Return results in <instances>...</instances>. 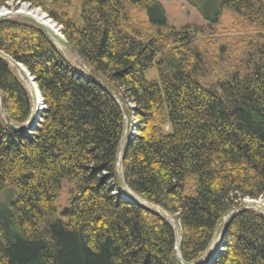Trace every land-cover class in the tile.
Masks as SVG:
<instances>
[{
    "label": "trees",
    "instance_id": "1",
    "mask_svg": "<svg viewBox=\"0 0 264 264\" xmlns=\"http://www.w3.org/2000/svg\"><path fill=\"white\" fill-rule=\"evenodd\" d=\"M11 1L46 12L85 69L31 21L0 19V51L42 104L21 131L0 109V264H177L173 225L123 196L125 117L98 79L133 121L124 182L177 221L183 263L199 261L245 200L264 202V0H185L210 24L222 8L234 15L215 51L217 37L169 27L158 0ZM0 92L10 122L25 123L30 94L1 56ZM222 248L208 264H264V215L234 213Z\"/></svg>",
    "mask_w": 264,
    "mask_h": 264
},
{
    "label": "water",
    "instance_id": "2",
    "mask_svg": "<svg viewBox=\"0 0 264 264\" xmlns=\"http://www.w3.org/2000/svg\"><path fill=\"white\" fill-rule=\"evenodd\" d=\"M31 11L29 9L26 10H22L19 9L17 11H14L11 15L12 16H18V17H22L24 19H27L29 21H31L32 23L36 24L60 49H64V50H68L71 51L75 56H77L76 51L72 48L71 44L64 38V36L62 35L60 28L56 27V28H52L49 27L48 25H46L44 22H39L38 20H36L33 15L30 13ZM4 16V14H0V18ZM46 20H51V18H44ZM53 21V20H51ZM55 24V23H54ZM56 26V24H55ZM0 56L7 58L8 60H12L10 56H8L7 54L3 53L2 51H0ZM80 62H82L81 59H79ZM20 69H22V74L25 76L26 78V83H29V80L31 82H33L36 86V83L33 79V77L26 71V69L22 66H20ZM101 86H103V88L114 98H116L118 100V102L121 105L124 117L126 118V127L124 130V134H123V141L122 144L120 146V150H119V156H118V162H117V172H118V178L121 184V189L123 191V196H125L126 194H129V196L127 197L126 200L130 201V202H134L138 205H140L141 207L148 209L154 213H157L159 215H162L165 219H167L170 223H172V225H174L175 227V231H176V235H177V245H176V255H175V260L177 262V264H208L209 262H211L216 254L222 250V242L226 233V230L228 228V223L231 219V217L234 215V213L238 210H242V209H254L257 210L259 212H261L264 215V202L262 200H251V199H247L245 200V202L237 209L234 211H231L227 218L225 219L224 223L221 226L220 232L217 236V240H215V242L213 243L211 250L209 251V256H207L206 258H204L203 261H198V262H193V263H183L180 257V248H181V243H182V233H181V229L179 227V225L175 224V219L168 215L167 213L156 209V208H152L149 205H147L145 203V201H142L137 195H135L126 185V183L124 182L123 176H122V162L124 159V156L126 154L127 148H128V144L130 142V140L132 139V136L134 135L135 131H134V126L131 124V120L128 116V111L126 109V107L124 106V104L120 101V99L118 98V96L115 94V92L110 89L108 86H106L104 83H102V81H100L99 79L97 80ZM37 88V86H36ZM39 94L38 88H37V95ZM31 98L34 99L35 98V93L34 91L31 90ZM0 104L2 107V111H3V115H4V119L6 124L11 127L14 130L17 131H21L24 130L25 128H29V126L32 124V122L34 123L36 119H34L35 114H31V117L29 120L26 121V123L22 124V125H18L15 126L10 122L9 116L6 112V108L4 106V98L2 96V94L0 93Z\"/></svg>",
    "mask_w": 264,
    "mask_h": 264
},
{
    "label": "rangeland",
    "instance_id": "3",
    "mask_svg": "<svg viewBox=\"0 0 264 264\" xmlns=\"http://www.w3.org/2000/svg\"><path fill=\"white\" fill-rule=\"evenodd\" d=\"M158 1L161 3V5L163 6V8L165 10L166 23L168 24L169 27H173L175 29L182 28V27H190L192 29V32H193V37L195 38L196 41H202L206 38L215 39L217 37L215 43L212 44V47H211V49H213L214 51H215V47H216V50H218V48H220L221 46H226L225 44L228 45L227 40H221V38L223 36L233 35V33H234V32H232L233 30L231 29V24L234 21V17H233L234 15H232L228 9L222 8L221 13L218 17V23L210 24V22L205 21L203 19V17L198 13V11L196 10L195 7L189 5L185 0H158ZM74 2H75V0H73V3ZM16 4L17 3L10 0L7 3V7H1L0 9L2 10L5 8L7 10H12L14 12V11H17L19 9H22V6L25 5L26 9H29L31 11L36 10L33 8L30 9L29 6L25 3L17 5V7L15 6ZM39 9H41V8H39ZM69 12L71 14L77 12L76 7L70 6ZM0 13H1V11H0ZM44 13H46V12H44ZM133 13H135L139 17H142V15H143L141 13V11H138V9H135ZM46 15H47V13H46ZM9 17H13V16H9ZM62 51L71 60L73 65H75L77 67H81V68L84 67L82 63H81L82 65L80 64V61L77 59V57L71 51L64 50V49ZM10 65L12 67H14V69L17 73V76L21 80L22 84L23 85L25 84L24 87L26 88V90L30 94L31 89L29 88V85L26 83L25 76L21 73V70H18L19 67H17V65L12 64V63H10ZM144 76L148 80L156 79L157 78V71H156L155 67L153 66V67L146 69L144 71ZM32 111H33V104H32ZM129 118H130V116H129ZM130 120H131V118H130ZM125 122H126V118H125ZM125 127H126V123H125ZM124 130H125V128H124ZM122 141H123V137H122ZM66 190H67V188L65 187L55 201L57 208L59 210H61V208H63L64 206L67 205L68 194H67ZM146 204L149 205L148 203H146ZM225 219L226 218L223 219L221 226L224 223ZM221 226L219 228V232H220ZM173 227H174V225H173ZM219 232H218V234H219ZM218 234L214 238L213 242L210 244L207 252L199 259V261H203L204 258H206L207 255L210 253L209 251L211 250L213 243L217 239Z\"/></svg>",
    "mask_w": 264,
    "mask_h": 264
},
{
    "label": "bare ground",
    "instance_id": "4",
    "mask_svg": "<svg viewBox=\"0 0 264 264\" xmlns=\"http://www.w3.org/2000/svg\"><path fill=\"white\" fill-rule=\"evenodd\" d=\"M126 9V8H125ZM22 10H26V8H25V5H23L22 6ZM0 11H1V13L0 14H4V16H2L1 18H4V17H9V16H12L11 14L13 13V11L12 10H7V9H0ZM31 11V10H30ZM123 12H124V10H123ZM32 15H33V17L36 19V20H38L39 22H44L46 25H48L49 27H52V28H56V27H58L57 25L55 26V22L54 21H51V20H46V21H43V20H45L44 18H47L48 16L46 15V13H44L41 9H39V8H37L35 11H31L30 12ZM127 16V15H126ZM0 18V19H1ZM48 18H50V17H48ZM55 23V24H54ZM36 25V24H35ZM126 25V24H125ZM39 28V27H38ZM2 57V56H1ZM4 58V57H3ZM8 62H10V63H12V64H15V65H17V67H19L18 68V70H21V73H22V69H20V66H22L21 64H19V63H14L12 60H8L7 58H5ZM23 67V66H22ZM26 79V78H25ZM25 85V84H24ZM28 85H29V88L32 90V91H34V93H35V98L34 99H32L31 98V101L33 102L32 104H33V111L31 112V114H35V117H34V119H36V116H37V113L39 112V110L41 109V107H42V104H41V99H40V97H39V94L37 95V88H36V86H35V84L33 83V82H31L30 80H29V83H28ZM1 93V92H0ZM2 94V93H1ZM30 95H31V91H30ZM3 96V95H2ZM31 97V96H30ZM4 106H5V104H4ZM6 108V107H5ZM0 109H1V111H2V107H1V104H0ZM2 114H3V111H2ZM31 114H30V116H29V118H28V120L30 119V117H31ZM3 117H4V115H3ZM5 120V119H4ZM132 122V121H131ZM26 123V122H25ZM33 123V122H32ZM24 124V123H23ZM22 125V124H21ZM31 126V125H30ZM29 126V127H30ZM26 129V128H25ZM129 196V194H126L125 195V198L127 199V197ZM239 208V207H238ZM238 208H236V209H234V210H237ZM233 210V211H234ZM243 210V209H242ZM238 211H240V210H238ZM238 211H236V212H238ZM257 211V210H256ZM235 212V213H236ZM259 212V211H258ZM261 213V212H260ZM175 224H178L177 223V221H175ZM217 240V239H216ZM207 256H209V254L207 255Z\"/></svg>",
    "mask_w": 264,
    "mask_h": 264
},
{
    "label": "crops",
    "instance_id": "5",
    "mask_svg": "<svg viewBox=\"0 0 264 264\" xmlns=\"http://www.w3.org/2000/svg\"><path fill=\"white\" fill-rule=\"evenodd\" d=\"M79 60V59H78ZM80 61V60H79ZM80 64H81V62H80Z\"/></svg>",
    "mask_w": 264,
    "mask_h": 264
}]
</instances>
